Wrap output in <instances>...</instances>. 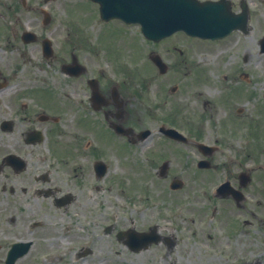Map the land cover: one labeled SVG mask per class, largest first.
Instances as JSON below:
<instances>
[{
    "label": "flooded vegetation",
    "instance_id": "obj_1",
    "mask_svg": "<svg viewBox=\"0 0 264 264\" xmlns=\"http://www.w3.org/2000/svg\"><path fill=\"white\" fill-rule=\"evenodd\" d=\"M211 1L239 18L226 48L245 45L252 32L260 45L264 0ZM42 3L52 8L50 22L40 27ZM57 8L48 0H0V264H9V257L14 264H40V258L57 264L54 259L64 257L113 261L120 257L117 244L134 253L126 241L153 226L166 244L160 232H166L161 221L169 194L170 203L179 199L178 207L196 214L200 230L220 228L214 235L226 239V260L247 261L248 237L264 242V180L249 176L242 185L237 172L219 188L208 174L216 150L205 153L200 143L233 130L217 109L208 110L209 101L193 105L201 83L193 50L170 43L174 35L148 40L149 74L137 80L131 53L116 64V50L98 45L102 27L96 36L83 31L73 40L70 31L50 26ZM117 21L128 32L129 24ZM156 54L168 63L167 73L152 62ZM173 72L179 73L175 80ZM171 92L179 101H170ZM168 126L186 138L169 137ZM135 149L146 154L137 156ZM202 158L209 167L200 166ZM152 210L158 221H151ZM133 214L148 222L137 225ZM256 250L264 254L263 246Z\"/></svg>",
    "mask_w": 264,
    "mask_h": 264
},
{
    "label": "rangeland",
    "instance_id": "obj_2",
    "mask_svg": "<svg viewBox=\"0 0 264 264\" xmlns=\"http://www.w3.org/2000/svg\"><path fill=\"white\" fill-rule=\"evenodd\" d=\"M67 3L71 24L75 29L82 30L86 28V25L92 22H94V24L91 26L99 25V23L95 22L97 18L99 19L98 15L95 16L98 8L90 0H63V2L58 1L53 3L57 5L59 9L57 10V16L54 18V25H66L68 18H66L60 6H66ZM260 11L262 12L261 18L264 19V7ZM40 17L42 18L41 15L39 18ZM100 23L103 31L99 36L98 45L103 48L110 47L113 51L116 50L121 60L131 49L133 60L135 61L134 73L136 74V79L143 80V75L149 74V71L144 67V64L140 60L141 56H139V54L145 55L144 45L146 46L140 33L128 34L126 31L121 30L119 21H110L106 23L100 21ZM132 28L136 29L138 25L132 26ZM253 34L257 36L258 33L256 32ZM170 41L178 43V45L183 48H188L190 52L193 50L191 58L197 63L196 70L198 69L200 79H202L198 86V92L196 91L197 101H195L193 105L196 107H198V105L203 106V101L207 98L209 100L208 110L212 109V111L215 112L216 109L218 110L219 107L223 106V111H221L219 116L229 121V123L227 122L224 126L228 125L235 131L236 129L233 127H241L239 124H243L242 127L247 128L243 130V133L247 134L248 139L246 141L240 139V143H236L232 147L228 145L222 146L229 157L221 151L220 154H217L218 160L220 162H226L227 167L226 169L216 168L212 173L216 176L214 179L222 177L223 174L226 175L227 171H229V174L234 175L239 169L248 168L259 171L260 169H264V53L259 57L250 55L249 60L243 61V53H250L254 50L253 48L257 46L256 43L253 44L254 46L251 45L254 42L248 41V39L244 42L245 46L240 45L241 47L236 46L233 48H226L225 43L227 41L224 40L209 44L204 42V44L199 40L189 39L185 35L180 34ZM247 47H249L248 51H246ZM7 52L9 53L8 56H16L17 54L16 50H9ZM137 52L138 54H136ZM230 54H232V57ZM142 60H144L145 63V59ZM145 66L149 67L147 62ZM244 71L249 73V80L240 77L241 73ZM177 74L179 73L173 72L172 76H174V80ZM225 75H227V77ZM232 84H236L232 86L236 91H238L240 89L239 86L242 85L241 92H237L236 96L229 95L228 89ZM137 88L139 87L137 86ZM234 93L235 91L232 94ZM168 95L170 101H179L177 99L179 98V93L176 94L171 92L168 93ZM240 107L243 108V111L238 112ZM170 110L168 106V114ZM176 112L177 111L173 112L174 115ZM213 120L218 121V114H214ZM236 122L241 123L235 124ZM229 135L230 142L234 140L232 137H239V135ZM116 146L123 152L129 150L127 144L117 143ZM135 151L137 156L141 153L146 154L145 150L140 151L139 149H135ZM240 162L243 163L241 164ZM255 174L261 175L264 174V172H254L253 176H256ZM170 197H172V194L168 195L169 201L167 203V209H171L168 207L173 208V206H176V201L179 202V199H176L173 201L174 203H170ZM167 209H165L164 213ZM127 214L129 213L127 212ZM133 215L137 217L136 223L139 226L148 222H144V218L138 214ZM156 216V213L152 210V222L157 220ZM169 218L172 217L168 216L164 218L161 224L169 220ZM170 224L177 226V230L174 233L178 234L181 239L179 240V244L171 251L165 250L164 244H155L147 250L131 253L117 244L120 249V257H118L117 260L83 264H170L173 262L177 264H202L199 261H203L207 264H232V260H226V254L222 248L226 239L222 237L223 235L221 233H218L222 235L220 237L214 235L217 233L215 231L220 229L219 227L213 230L211 228H208V230H200L199 223L184 218L173 219ZM195 231L198 233H195ZM206 232L212 234V237L210 238L206 235ZM162 233L167 232L162 231ZM261 246L264 247V242L262 243L259 238L248 237L246 240L247 253L245 257L253 258L258 256L259 254H256V249ZM209 250L211 252H209ZM215 250L218 253L222 251V255L220 257L208 258L207 255L213 254ZM67 260L71 261V264H82L81 262H73L71 258ZM236 263L235 261V264ZM261 264H264V256Z\"/></svg>",
    "mask_w": 264,
    "mask_h": 264
},
{
    "label": "water",
    "instance_id": "obj_3",
    "mask_svg": "<svg viewBox=\"0 0 264 264\" xmlns=\"http://www.w3.org/2000/svg\"><path fill=\"white\" fill-rule=\"evenodd\" d=\"M104 17L118 16L127 21L140 22L145 34L160 38L178 28L193 34L224 33V23L228 17L215 14V6L207 3L199 6L197 0H98ZM198 19L210 30L213 22L221 21V27L202 31ZM215 26H217L215 24Z\"/></svg>",
    "mask_w": 264,
    "mask_h": 264
}]
</instances>
